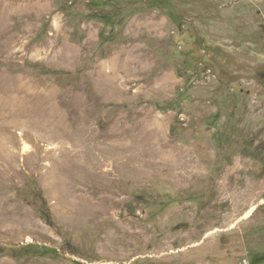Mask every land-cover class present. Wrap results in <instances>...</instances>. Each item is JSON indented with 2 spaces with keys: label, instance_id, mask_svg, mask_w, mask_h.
<instances>
[{
  "label": "rangeland",
  "instance_id": "rangeland-1",
  "mask_svg": "<svg viewBox=\"0 0 264 264\" xmlns=\"http://www.w3.org/2000/svg\"><path fill=\"white\" fill-rule=\"evenodd\" d=\"M0 248L264 264V0H0Z\"/></svg>",
  "mask_w": 264,
  "mask_h": 264
},
{
  "label": "trees",
  "instance_id": "trees-1",
  "mask_svg": "<svg viewBox=\"0 0 264 264\" xmlns=\"http://www.w3.org/2000/svg\"><path fill=\"white\" fill-rule=\"evenodd\" d=\"M93 5H95L96 8H102L104 6H107V3L103 2V1H98V2L93 3ZM41 216L44 218V220L47 222V224H49L51 226L53 225L52 219L50 218V216L46 212H41ZM3 252H4V249L0 248V254H2Z\"/></svg>",
  "mask_w": 264,
  "mask_h": 264
},
{
  "label": "built area",
  "instance_id": "built-area-1",
  "mask_svg": "<svg viewBox=\"0 0 264 264\" xmlns=\"http://www.w3.org/2000/svg\"><path fill=\"white\" fill-rule=\"evenodd\" d=\"M246 264V263H245Z\"/></svg>",
  "mask_w": 264,
  "mask_h": 264
}]
</instances>
